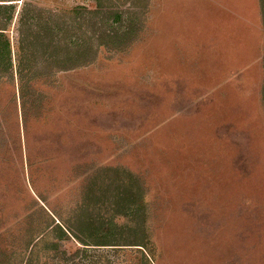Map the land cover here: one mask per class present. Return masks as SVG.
<instances>
[{
	"label": "rangeland",
	"instance_id": "rangeland-1",
	"mask_svg": "<svg viewBox=\"0 0 264 264\" xmlns=\"http://www.w3.org/2000/svg\"><path fill=\"white\" fill-rule=\"evenodd\" d=\"M0 3V264H264L259 0ZM51 11L83 59L22 81Z\"/></svg>",
	"mask_w": 264,
	"mask_h": 264
},
{
	"label": "trees",
	"instance_id": "trees-1",
	"mask_svg": "<svg viewBox=\"0 0 264 264\" xmlns=\"http://www.w3.org/2000/svg\"><path fill=\"white\" fill-rule=\"evenodd\" d=\"M7 5V6H6ZM10 4H4L0 3V9L10 7L8 6ZM12 7V6H11ZM10 7L8 18L12 16V8ZM49 21L47 22L46 26L48 27V31L44 34V32L40 33L39 35H33L32 46L30 48H26L25 46V37L28 36V34L24 35L22 32V41H24L20 47V62H19V73L21 74L20 79L23 81L24 74L29 72L33 74L34 72H37V74H41L39 72V69H44L47 66L52 65V59L55 57L56 61V54H58L57 58V65H59V69L68 71L70 69H74L77 67L80 60L83 59V50H81L79 53H76V49H74V45H76L77 41L72 40V36H68L67 31L69 28V25L72 23L67 22L64 26L62 24L58 23V29L56 30V39L55 38V32L54 28L52 26V23H55V18L52 17V11L50 13V16L48 17ZM58 20V19H56ZM21 21L23 25L28 24L29 27L32 25L39 26V24H36L34 21H36L35 16H21ZM59 21V20H58ZM64 22V21H63ZM5 28H0V37H3ZM51 30L53 32L54 37L52 38L50 36ZM62 33V35H61ZM62 37V38H61ZM65 39V40H63ZM5 43L3 44V47H0V70H4L5 72L9 71L13 64H12V57H11V44L9 37H5ZM78 43V42H77ZM40 47L42 49L41 52H39L38 48ZM61 50H65L62 55L59 56V53ZM65 54V55H64ZM64 55V56H63ZM42 58V59H41ZM43 63H45L44 68H40ZM87 244V243H83Z\"/></svg>",
	"mask_w": 264,
	"mask_h": 264
},
{
	"label": "crops",
	"instance_id": "crops-1",
	"mask_svg": "<svg viewBox=\"0 0 264 264\" xmlns=\"http://www.w3.org/2000/svg\"><path fill=\"white\" fill-rule=\"evenodd\" d=\"M256 5V7L254 8L253 6ZM244 6L245 3H242L240 5L234 4V3H230V7L227 12V17H229L232 20H239L240 24L243 25L244 22H247L248 25H256L258 28L257 31V37L259 38V47L261 49V54L258 55V63L260 65V68H258V70L261 71L262 74V78H261V82L262 85H260V95H261V100L262 98H264V0H259V3H252V5H250L252 11L254 9H257V11H260L261 13V19L262 21H260L257 17H255V21H253L250 17H248L247 15H245L244 13ZM236 22V21H235Z\"/></svg>",
	"mask_w": 264,
	"mask_h": 264
}]
</instances>
